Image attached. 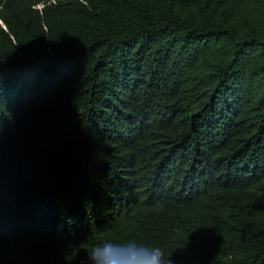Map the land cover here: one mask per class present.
Wrapping results in <instances>:
<instances>
[{
  "label": "trees",
  "instance_id": "1",
  "mask_svg": "<svg viewBox=\"0 0 264 264\" xmlns=\"http://www.w3.org/2000/svg\"><path fill=\"white\" fill-rule=\"evenodd\" d=\"M264 264V0H0V264Z\"/></svg>",
  "mask_w": 264,
  "mask_h": 264
},
{
  "label": "clouds",
  "instance_id": "2",
  "mask_svg": "<svg viewBox=\"0 0 264 264\" xmlns=\"http://www.w3.org/2000/svg\"><path fill=\"white\" fill-rule=\"evenodd\" d=\"M153 254L157 258V264H165V258L163 257V253L160 252L158 249L156 250H151Z\"/></svg>",
  "mask_w": 264,
  "mask_h": 264
}]
</instances>
